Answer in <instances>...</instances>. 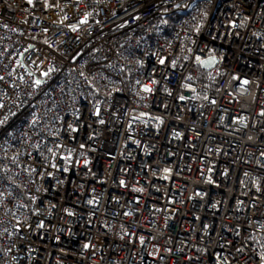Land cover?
<instances>
[{"label": "built area", "instance_id": "obj_1", "mask_svg": "<svg viewBox=\"0 0 264 264\" xmlns=\"http://www.w3.org/2000/svg\"><path fill=\"white\" fill-rule=\"evenodd\" d=\"M0 76L1 264H264V0H0Z\"/></svg>", "mask_w": 264, "mask_h": 264}, {"label": "water", "instance_id": "obj_2", "mask_svg": "<svg viewBox=\"0 0 264 264\" xmlns=\"http://www.w3.org/2000/svg\"><path fill=\"white\" fill-rule=\"evenodd\" d=\"M216 64H217V59L214 58L212 60H208V61L204 62L202 66L207 70H211L212 68H214L216 66Z\"/></svg>", "mask_w": 264, "mask_h": 264}, {"label": "snow or ice", "instance_id": "obj_3", "mask_svg": "<svg viewBox=\"0 0 264 264\" xmlns=\"http://www.w3.org/2000/svg\"><path fill=\"white\" fill-rule=\"evenodd\" d=\"M33 2V0H28V3H32ZM83 22V21H82ZM161 63H163V61H161ZM49 71H52V69H50ZM48 73L46 72V73H44V75H47ZM0 79H3V77L2 76H0ZM245 83H247V81H245ZM35 84L37 85V86H39L40 84H41V81L40 80H36L35 81ZM145 91H151V89H149V88H145L144 89ZM181 99H183V97H181ZM101 123H103V121H101Z\"/></svg>", "mask_w": 264, "mask_h": 264}, {"label": "trees", "instance_id": "obj_4", "mask_svg": "<svg viewBox=\"0 0 264 264\" xmlns=\"http://www.w3.org/2000/svg\"><path fill=\"white\" fill-rule=\"evenodd\" d=\"M1 264V263H0Z\"/></svg>", "mask_w": 264, "mask_h": 264}]
</instances>
